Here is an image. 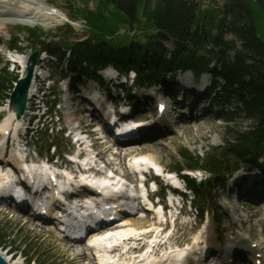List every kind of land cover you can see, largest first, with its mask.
Listing matches in <instances>:
<instances>
[{"label":"trees","instance_id":"1","mask_svg":"<svg viewBox=\"0 0 264 264\" xmlns=\"http://www.w3.org/2000/svg\"><path fill=\"white\" fill-rule=\"evenodd\" d=\"M94 2L91 9L89 2ZM74 13L84 19L89 36L82 41L56 37L40 28H22L10 42L21 50L24 41L33 51H47L69 71L91 77L104 85L100 69L114 67L122 74L136 72L140 88L171 83L179 71L191 70L194 75L209 73L214 90L210 96L224 98L217 119L227 126L234 123L230 105L242 109L253 125L246 131L229 130L223 146L213 147L201 159L189 149L178 151L180 160L175 170L202 168L211 177L206 186L189 179L195 202L206 199L207 187L214 192L225 184L226 176L240 169L242 163L256 166L264 158V0H225L222 9L202 8L200 0H87ZM121 28L125 33H120ZM136 31V35L131 32ZM27 33V34H26ZM26 34V36H25ZM229 36L232 39H229ZM52 37H55L53 39ZM70 51V57L67 52ZM233 54V56H231ZM86 63L87 66L84 64ZM18 77H11L7 68L0 71V105L10 98ZM52 107L56 103L52 101ZM229 128V127H228ZM231 161L234 165L231 164ZM205 213L204 206L198 210ZM14 234L0 229V242L24 254L26 264L37 263L36 248Z\"/></svg>","mask_w":264,"mask_h":264},{"label":"rangeland","instance_id":"2","mask_svg":"<svg viewBox=\"0 0 264 264\" xmlns=\"http://www.w3.org/2000/svg\"><path fill=\"white\" fill-rule=\"evenodd\" d=\"M87 0H47L48 3L55 5L58 7L61 11H63L67 15L68 21L63 22L62 24L54 25L52 28H46L48 25V22L35 17L34 15H28V14H8L6 11L14 12L15 9L13 7H6L3 4H0V30L3 34V39L0 41V70L5 65V63L11 58L13 59V55L9 54L5 50V45H8L9 42L12 40V37L14 34H17V31L22 28H32V27H38L42 29L46 33H52L55 36L63 35L66 31L67 25H71L73 27V31L70 33V35L65 33V36L71 41H81L87 39L89 36L88 34V28L86 27L84 19L79 17L78 14L74 13L75 9H82L87 4ZM202 8H208L209 6H212L216 9H222L225 3V0H200ZM89 7L91 9H95L96 5L94 2L88 3ZM8 24V28H5V26ZM120 33L124 34L125 30L121 28ZM136 31H132L131 35H136ZM27 34V33H26ZM25 34V36H26ZM125 34H129L126 32ZM124 34V36H125ZM57 38V37H56ZM229 39H232L231 36H229ZM59 40V38L57 39ZM23 52L27 57L29 58L31 54V49L27 44H22ZM233 56V54H231ZM49 67L51 73L53 74L54 78L57 80H60L64 77H67L64 81L60 82V84L57 83L56 87L53 88V92L57 94L59 98V105L56 107V112L54 114L53 121L49 120V123L55 124L56 129L52 131L50 129L49 134L52 135V139L59 144V150L61 152L63 151H69V149L73 146L72 139L68 136L69 130L72 129L74 125H77L79 118L90 120L91 124L86 123V130L90 128V126H98L101 121L103 120L102 116L104 115V107L97 103H92L90 100L94 99V94H89V86L92 84V80L87 78H77L75 76L67 75V71L61 72L56 67L55 60L50 59L49 61H43L41 63V71L42 72H48L47 68ZM13 65H9V71L11 73V76H21V70H18V72L13 71ZM46 69V70H45ZM102 77L106 81L107 84L111 85V96L110 98H106L104 95L103 90H100V94L102 98L106 99V104L110 106L113 103H118L117 101V88L115 87V84L117 82H122L123 79H115V76H117V73H112L108 71H104L101 73ZM203 80H201V83L196 86V90H194V93H197L198 90L203 91V86H205L207 83L211 81L210 76L205 74L201 77ZM198 79L191 73H180L178 77L176 78L175 83L172 87H164L159 88V86H155L150 90H138L135 89L133 94H136L140 102L138 106L136 107L138 110V115L136 116L139 118V120H144L149 123V129L147 132L148 139L150 137H155V141L152 143H148L147 140L141 141L142 146L151 147L153 149L150 152H146V155L148 159L152 161H156V158H162L165 165L168 166L169 169H174L177 162L180 160L178 151L187 148L189 151L195 155L200 157L201 159H206L208 152L213 147H220L223 146L224 140L227 138V136H232L231 133H228L229 130L234 131H246L249 130V128L253 125V121L249 119L246 115V113L242 109H235L236 105L231 104L230 110L232 112L231 115L235 116L234 123L231 126H227L226 122L224 120H217L218 112L221 109L222 104L224 103V98L212 97V98H205L206 94L202 92L200 96L204 97L201 102H199L196 106V110L194 112V115L198 116L199 113L202 115L203 113H206L207 120L197 122V123H190L188 127L190 128V134L193 133L192 136H189V133H185L184 129H182V123L179 120L178 114H176V110H173V104L170 103V100L168 99V93L174 92L175 96L179 94V91H177L178 88H180V93H184L187 91V89H190L191 87H194L192 81L195 83L198 82ZM200 81V80H199ZM73 82L75 83V91H77L78 97L81 98L80 103H82L83 108L85 109L84 115L81 114L82 106L80 107L79 101L73 99V95H71L70 90H68V85ZM67 84V85H66ZM72 84V83H71ZM95 85V84H94ZM180 85V87L178 86ZM193 85V86H192ZM130 87V85H129ZM184 87V88H183ZM47 88V86H46ZM99 90V87L97 89V92ZM158 90V92H157ZM72 92V90H71ZM94 93V90H92ZM91 92V93H92ZM158 94V95H157ZM42 97V94H39ZM48 95V94H47ZM46 95V96H47ZM96 95V94H95ZM195 95V94H194ZM46 96H44V99H46ZM87 97V98H86ZM163 99V102H165L167 106V111L165 113V118L159 120V116L157 115V104L160 102V100ZM182 98V97H181ZM196 95L195 97H186L181 102V111L185 113L188 117L192 116V113L190 112L189 108L190 105L196 103L197 99ZM89 100V101H88ZM175 101H179V97L174 99ZM132 100L127 99L126 102H129ZM31 108L32 111L36 109L37 102L34 100H31ZM8 104L5 106H0V114H6V110L8 108ZM106 107V106H105ZM81 109V110H80ZM89 109V110H88ZM128 110V109H127ZM133 110V109H132ZM92 112H95L96 117H93L90 115L93 114ZM33 113V112H32ZM87 115V116H86ZM28 117V116H27ZM26 117V119H28ZM192 120V119H191ZM194 122V121H193ZM59 123V125H58ZM181 123V124H180ZM73 124V126H72ZM179 125L181 127H179ZM3 124L0 125V133L3 128ZM168 126H171L173 128L174 132L171 134H168L166 132V128ZM229 127V128H228ZM61 128H64L66 130L65 133H59V130ZM204 128V129H203ZM198 129L200 130L198 132ZM92 130V129H90ZM161 131V133L157 134V131ZM203 130V131H202ZM202 133V134H201ZM199 136V137H198ZM205 137V138H201ZM43 139H39L35 142L36 145V151L38 153L44 154L46 150L48 149V141L46 139V135H42ZM28 141L30 143H33L31 141V138H28ZM146 141V142H145ZM1 144V142H0ZM140 146H135V148ZM134 148V149H135ZM110 149V151H109ZM97 150L99 152H102L105 156V160L111 161V154L112 151L117 150L116 146L111 145L108 143L107 145H103L102 142L97 143ZM4 151L2 146L0 145V154ZM109 151V152H108ZM140 152V151H139ZM137 151V153H139ZM53 152H51L52 154ZM135 153V152H134ZM125 156L123 159H114L113 162L115 164H118L120 161L122 163V167L120 171H126L127 170V160ZM231 164L233 162L231 161ZM250 167V164L245 163L243 165V168ZM264 167V166H263ZM240 169L239 172L235 175L236 178H232L231 181L228 182L227 187H222L216 190V192L211 191V187H208L207 193H206V199L201 202L196 203V207L200 208L201 206H204L206 210H208L205 213V220L204 223L198 227L196 231H192L193 228H195V215H196V209H192L190 206V202L186 203L185 211L190 212V215H185L181 217L180 222H176L175 227L171 225L170 229L168 230L167 234L163 236L160 240H165L169 235L173 234L175 236V239L171 246H168V248L173 247L172 250L175 249V245H179L181 248L186 247L188 251L194 252L196 247L194 246L197 241H204L207 239V237L211 234V231H209V227H213L212 219L217 220V229L220 230L223 234L221 236V242L223 243V246L221 248H229L230 246H237V243H239L240 238H237L238 235L244 236L245 238L250 237V233L252 231V228L254 227L255 234H259L258 238H256L253 241V245H259L262 244L264 247V235L260 234L264 231L263 227L260 226V223L262 220H264L263 216H260L259 214L255 217L254 213L256 210L247 211V199L243 198L240 199L237 197V193L233 192L231 189L234 186L233 183L237 182L236 180L241 179L242 176H252L255 177L258 170L254 171L253 173L249 174L245 172L244 170ZM202 175L205 177L204 180H206L209 175H207L205 172L202 173ZM198 177V175H197ZM206 182V181H205ZM209 184V183H208ZM242 184V183H241ZM260 202H264L261 200ZM246 208V209H245ZM261 210L264 211V203L261 204ZM259 209V208H258ZM210 212V214H208ZM227 213H229L230 219H227ZM176 215L177 213L174 212ZM209 217L211 219H209ZM135 221V223H138L136 228H140L143 223L147 225L146 228L141 230H137V232H144L148 230H156V233L159 232V227L154 226L155 221L152 218H147L145 221H142L139 216L130 218ZM210 220V221H209ZM210 222V223H209ZM260 222V223H259ZM134 223V222H133ZM141 223V224H139ZM0 229L3 230L4 234L6 235H13L14 238L21 239L23 238L29 246H35L36 248L31 253H34L35 257L37 258V263L40 262L42 264H96V261L92 257L91 251L88 250L87 256H85V259H79V255H77L82 249H85V244H75L71 243L72 245H79L72 247L67 244L62 238H60L58 235L53 233L49 228L44 229L39 225L38 222L34 221L33 219H30L27 215L20 214L19 212H16L12 210L9 206H4L0 204ZM153 235V234H152ZM185 235V236H184ZM252 237V236H251ZM215 241V240H214ZM148 242L152 243V240H149ZM141 243L147 245V241L143 240ZM240 244V243H239ZM250 245V241L248 242ZM131 245H138L137 243H132ZM214 248L212 250L213 253H216L218 256H220V260L218 263L221 262V253L225 252L220 251L217 252V247L219 248L218 241H215L213 244ZM241 245V244H240ZM239 245V248L241 246ZM248 248V246H246ZM0 249L1 251L9 252V256L7 258H22L24 259L23 255H20L19 253H16V251L9 247V244H6L4 242H0ZM11 249L14 251H11ZM226 250V249H225ZM165 251V250H164ZM13 252V253H12ZM163 252V250L159 251L158 253ZM262 251L259 250L258 253H261ZM13 254V255H10ZM239 256V255H237ZM248 256V255H247ZM195 259L199 258V255H196L194 257ZM232 260L234 259V256H232ZM160 259V258H159ZM158 258H153L152 262L153 264H156V262L159 260ZM226 260V257H225ZM250 260H245L243 264H251L249 263ZM203 264H212L210 263H203ZM230 264H238L236 262L230 263Z\"/></svg>","mask_w":264,"mask_h":264},{"label":"bare ground","instance_id":"3","mask_svg":"<svg viewBox=\"0 0 264 264\" xmlns=\"http://www.w3.org/2000/svg\"><path fill=\"white\" fill-rule=\"evenodd\" d=\"M0 4H3L6 7H13L15 9V11L11 12V13H9L10 11H6V13H8V14L16 13V14L34 15L35 17H38V18H41V19L47 21L48 25L46 26V28H52V27H54V25L62 24L63 22L68 20L67 15L63 11H61L55 5L48 3L47 0H0ZM5 28H8V24L5 26ZM1 39H3V34H2V31L0 30V40ZM2 41H0V42H2ZM44 60H46V58H45V56H42L41 61L35 70L33 82L31 84V88H30V92H29L28 107L31 106L30 100L33 99V95L35 93V80L38 78L36 71L39 70L41 63ZM19 62L21 63V65L23 67L22 72H21L22 73L21 77L23 78L27 74V64H28V57H27V55H25V53H22V55L19 57ZM94 84L95 83L92 82L91 86H89L90 90L87 91V92H89V94H94L95 92H97L98 86L96 84L95 85ZM74 85H75V83H73V82H72V84L70 83L68 85V90H70L71 95H73V99L79 101V100H81V98L78 97L79 93L77 91H75ZM178 86L180 87V85H178ZM71 90H72V92H71ZM92 90H94V93L92 92ZM177 91L180 92V88H178ZM157 92H158V90H157ZM192 93H193L194 97H195V95L197 96V93H194V91H191L190 89H187V92L185 93V95H186V97H191ZM201 94L202 93L199 92V94H198L199 98H197L196 103L190 105L189 110L192 113V116H189V117L181 111V108H180L181 107V101L179 100V102H178V101L174 100L176 97L175 93L170 91L167 95L168 99L170 100V103L173 104L174 107L176 108L175 112H176V114H178L177 118H179V120L183 124L182 129H184L185 133H189V136H192L193 133L190 134L191 132L189 130L191 127H188L189 125H187V124L197 123V122H201L202 120L203 121L207 120L206 115H205L206 113H203L202 115H200L198 113L197 114L198 116L194 115L197 104L199 102H201L202 99L204 98V97L200 96ZM79 103H80V101H79ZM79 106L81 107L82 103H80ZM81 108L83 111L81 114L84 115L85 109L83 108V106ZM6 111H7V114H12L15 112V108L8 107ZM92 113L93 114H91L90 117L91 116L96 117L95 112H92ZM82 117L79 118L77 125L73 126V124H72L73 127L71 130L74 131V133H76V135H78V137H79V133L76 132V128H80L82 130H85L87 128L86 123L91 124L90 120L83 119ZM25 119H26V114L20 120H25ZM14 122L15 121L8 120V122L6 123V126L8 125V127H12L13 126L12 123H14ZM179 127H181V126L179 125ZM148 129H149V127L146 128V130H144V134L141 138H139V139L136 138V141L137 140H139V141H137L136 143H134L135 141H132V143L128 147H126L123 150H119L116 153L115 158L117 157L119 159L120 158L123 159L125 156H128L131 153L137 152V151L138 152L139 151L140 152L141 151L150 152L151 147H149V145L142 146L141 143H138V142H141L144 140H147L148 143H152L153 141H155L154 136L150 137L148 139V136H147ZM166 129H167L166 132H168V134H171L174 132V130H173V128H171V126H168V128H166ZM199 131L200 130L198 129V132ZM140 133H141V129L138 130L139 136H140ZM159 133L162 134V132L158 130L157 134H159ZM129 134H131V133H129ZM132 134H134V133H132ZM131 136L132 135H128L127 138H130ZM201 138H205V137H201ZM135 146H140V147L135 148ZM152 150L153 149H151V151ZM3 154H4V152H2L0 154V163H8L9 164V162H11V163H14V165L17 166L18 168L24 167V165L21 164V162L19 160H15L12 158V157H17V152L15 151L14 148L11 151V157L10 158H8V157L4 158ZM92 154H93L92 152L88 153L87 158L85 159V162L86 161H90V162L93 161ZM99 157H101V158L103 157L102 152L99 153ZM104 162H105V164H107L109 166L114 165V162L112 160L111 161L105 160ZM156 162H157V164L161 165L163 168L168 169V166L164 164L162 158L157 157ZM28 167H33L34 169H36V173H38V175L40 177H43L45 179L47 178V173H46L45 169L42 170L40 168H37L35 166V164H32V166L30 165ZM0 169H1V167H0ZM260 169H261L260 170L261 174L257 175V179L260 175L264 174V167H262ZM113 171H115L114 168H113ZM116 173L122 174V172L119 171V169L116 170ZM10 174H12V171L8 169V171H6V173H4L3 176L0 178V182L2 181V183H4L3 180L6 181V178ZM66 174L72 178L70 172H66ZM240 178L241 179L236 180L237 182H234V184H233L234 186L232 187L231 190L232 191L234 190L233 192L237 193L238 198L247 199V201H248L246 203L247 209L245 208L247 211L254 212L253 210H256V212L254 213L255 217L258 214L260 216L264 217V211L261 210V208H260L261 204L264 203V202H260L261 200L264 201V180L263 179L257 180V179H255V177H252V176H249V178L242 176ZM85 179H86V177H82L81 181L75 180V188L79 189V187H82L81 182ZM241 181H244V184H241ZM82 191H87V189L83 188ZM82 193H85V192H82ZM93 200H101V198L99 196H96V198ZM2 205L7 206L6 204H2ZM19 212H20V214H24V212H22V211H19ZM226 217H227V219H230L229 213H227ZM209 219H211V218L209 217ZM214 220L217 222L216 219H214ZM137 224L138 223H135V221L132 219H125V221L123 223H115V224H113V226H111L105 230H102V231H96L91 235V238H93L92 244H94L96 246V254L98 255L101 263L113 264V262H112L113 254L108 252V249L111 248L113 245L120 244L124 248V244H126V243L131 244V243H133L134 239H135V242H142L145 237H154V235L156 234V230L155 231L154 230H148V231L138 233L137 230H139L140 228H133L132 227L133 225H137ZM139 224H141V223H139ZM260 226H262L264 229V220H262V222L260 223ZM50 229H52V228L50 227ZM108 231H112L113 233L109 234L107 236V238L106 237H98V236H100V234L108 232ZM209 231H211V234L207 237V239L204 241H201V242L197 241L194 246L196 247L197 250H199V254L201 255V253H203V250L205 248L207 250L215 249L213 244L215 243V241H218L219 248L217 247V252H220L223 250L225 251L223 253L220 252V254H222L221 255L222 257H221V262L218 264H230L231 262L243 264V262H245V260H250L249 258L252 259L249 263L256 264L257 263L256 262L257 256L264 258V247L262 246V244H259L255 247L252 246L253 241L256 238H258V235H259L257 233L255 234L254 227L252 228V231L249 234L250 235L249 238H245L244 236H240V235L237 236V238H240L239 243L242 246L239 243H237V246L232 245L229 248H225L226 250L221 248L223 246V243L220 241L221 236H223L222 232L220 230H218L215 225H213V227H209ZM143 234H144V236H142ZM260 234L264 235V231ZM95 237H98V238H95ZM133 237H134V239H133ZM123 238L125 239V241L123 244H121V241ZM174 239H175V236L173 234H171L169 236V238H167L166 240H161L160 242H158L156 244V248L154 250L157 252L163 250V252H164V250L168 249V246L172 245ZM249 241H250V245L248 244ZM65 242H67V244L70 245L71 248L75 247V246H79V245H72L71 244L72 242L69 240H66ZM141 244L142 243L139 244V247H142ZM145 245L146 244H144V248H145ZM239 245L241 246V248H239ZM246 246H248V248H246ZM259 250L262 252L258 253ZM81 251H83V252H80L77 255H79V259H85L84 257L87 256L88 249H82ZM115 252H116V250H115ZM185 252H186V250L181 249V250L176 251L172 254L171 253H165V254H161V255L159 254L158 259L159 258L160 259L156 262V264H182L185 261V256H184ZM0 254L3 257H5L7 260H9L10 264H24V261L22 260V258H16V259L15 258H11V259L7 258V256H9L8 251L5 252V251H1V249H0ZM237 255H239V256H237ZM232 256H234L235 260H232L233 259ZM211 257H213V255L208 254V255H204V257H201V258H202V260H204L206 262L209 260H216L215 258H211ZM225 257H226V260H225ZM146 260L147 261H145V262H141V264H153L154 263V262H152V257L149 259H146ZM217 261H219V260H217ZM129 262L130 261L126 262L124 259H121L117 262V264H123V263H129ZM188 264H194V262L189 261Z\"/></svg>","mask_w":264,"mask_h":264},{"label":"water","instance_id":"4","mask_svg":"<svg viewBox=\"0 0 264 264\" xmlns=\"http://www.w3.org/2000/svg\"><path fill=\"white\" fill-rule=\"evenodd\" d=\"M40 52L37 51L31 57L28 63L27 75L18 81L17 87L15 88L11 96V106L18 110V118H20L26 108L29 89L34 74L35 66L38 63ZM0 264H9V262L0 254Z\"/></svg>","mask_w":264,"mask_h":264}]
</instances>
